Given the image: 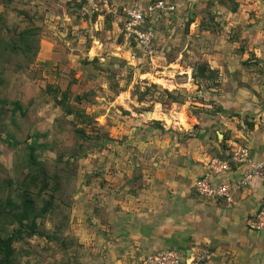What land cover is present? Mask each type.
Wrapping results in <instances>:
<instances>
[{
	"label": "rangeland",
	"instance_id": "1",
	"mask_svg": "<svg viewBox=\"0 0 264 264\" xmlns=\"http://www.w3.org/2000/svg\"><path fill=\"white\" fill-rule=\"evenodd\" d=\"M137 1L155 0H64L60 8H44L38 0H13L0 7L6 26H35L41 35L46 30L44 34L55 48L46 72L40 50L35 60L22 69L18 68L21 56L7 53L0 58V93L6 101L0 107V198L15 191L33 170L26 162L29 146L34 147L38 162L53 165L58 155L72 162L65 175L64 203L53 215L47 213L38 219L39 232L52 231L59 224L60 233L53 241L34 235L14 243L15 264H115L113 247L117 246L110 240L107 209L117 211L118 202L124 201L119 195H125L120 190L132 194L138 184L126 179L111 184L108 180L113 176L115 179V162L125 159L126 146L133 144L126 140H132L135 131L121 133L120 127L129 132L132 122L138 120L145 125V137L151 128L162 129L150 112L168 114L175 110L153 82L194 83L197 87L200 93H194L192 87L169 93L179 101L187 94L193 98L187 107L195 121L189 120V127H185L183 117L179 120L182 126L170 115L169 122L162 117L156 119L167 128L182 130L213 118L214 110L222 111V90L214 82H247L250 90L264 82V34L252 23L237 28L229 25L234 0H179L175 12L154 27L155 57L150 64L139 58L141 52L133 44L125 43L121 31L123 9ZM55 32L58 36L53 37ZM168 63L180 64L183 69L172 66L171 77H165ZM202 64L216 72L214 80L194 78ZM53 86L61 90L69 87V105L87 117L65 116L56 106L54 96L59 99L60 92H55ZM122 90L129 92L131 102L116 98ZM76 94L86 95L75 102ZM157 99L160 105L154 104ZM14 102H18V108L12 113ZM76 129L83 132L84 138L75 133ZM136 261L130 259L128 264Z\"/></svg>",
	"mask_w": 264,
	"mask_h": 264
},
{
	"label": "crops",
	"instance_id": "2",
	"mask_svg": "<svg viewBox=\"0 0 264 264\" xmlns=\"http://www.w3.org/2000/svg\"><path fill=\"white\" fill-rule=\"evenodd\" d=\"M38 2L44 8L48 7L46 5L60 8L64 0ZM47 2L49 3L46 4ZM138 2L147 4L152 1L134 3ZM234 2L237 5L233 6H240L241 10L229 12V25L237 28L240 24L252 23L254 27L260 26V34H264V25L261 27L264 23V0ZM177 3L176 8L180 5L179 0ZM248 16L253 19L249 20ZM45 31L41 35L39 53L43 54L41 62L44 63L46 72L55 48L54 43L50 42L52 39L44 34ZM57 33L59 32H55L53 37L58 36ZM131 57L130 53L129 58L134 61ZM172 66L183 69L180 64L168 63L164 67L165 77H171L173 71L169 70ZM193 84L153 82L154 87L168 93L184 87L186 91L190 87L195 89ZM214 84H219L222 90V98H219L222 111L214 110L213 118L200 124H190V129L167 128L162 121L156 120L162 117L160 119L168 121L167 117H171V120L176 118L180 124L179 120L183 117L185 127H189V120L195 121V118L188 111L187 105L193 99L188 94L184 95L183 103L171 102L175 110L168 114L150 112V117L162 129L151 128L148 136L144 137L147 135L145 125L138 120L132 122L133 127H129V132L120 127L121 133L135 131L134 138L126 140L133 144L126 146V158L115 162L118 169L115 179L113 176L108 177V180L111 184H121L123 179L131 184L138 181V184L135 193L120 190L125 195H119L124 201L118 202L120 208L117 211L107 209L110 240L117 246L113 247V255L117 256L112 259L115 264H128L130 259L137 260V264L145 256L164 249L186 254L207 250L210 257L206 264H264V230L257 231L253 228L255 216L264 200V181L252 180L230 203L222 199L204 200L193 188L196 179L205 172L207 161L210 158L225 159L228 148L233 145L246 146L254 159L264 161V82L261 87L252 86L251 90L247 82ZM196 89L194 93L199 92ZM116 98L123 99L125 103L130 101L129 92L124 90ZM154 104L160 105L159 100L154 101ZM200 106L210 107L205 104ZM178 108L179 111H176ZM144 112L146 111H141L142 114ZM246 120L248 124L245 123ZM140 130L144 132H139ZM111 131L114 132L112 129ZM239 176V171H233L222 180L232 181Z\"/></svg>",
	"mask_w": 264,
	"mask_h": 264
},
{
	"label": "trees",
	"instance_id": "3",
	"mask_svg": "<svg viewBox=\"0 0 264 264\" xmlns=\"http://www.w3.org/2000/svg\"><path fill=\"white\" fill-rule=\"evenodd\" d=\"M11 1L13 0H0V7H6ZM230 11L236 12V6H233ZM189 23H191V20H189ZM39 39H41L39 28L29 26L23 29L17 26H6L0 13V58H5L7 53H12L18 57L21 56V63L18 68H26L35 60L40 50ZM215 75L216 72L211 70L207 64H202L197 67L194 78L214 80ZM53 87H55V92H60L59 99L55 95L54 101H56V106L63 111L65 116L79 115L82 118L87 117V115L73 110L69 105V87L64 90L59 89L58 86ZM50 89L51 86H48L49 91ZM162 94L170 99L171 102H184V100H177V96H171V93L162 92ZM85 95L78 96L76 94L73 100L80 102L85 98ZM4 99L5 97L0 93V107L5 105L6 101ZM13 105L14 108L10 110L12 113L18 108V102H14ZM1 115H3L2 108H0ZM75 133L80 134L84 138L80 129H76ZM29 151L30 153L26 156V162L29 168L33 167V170L22 178L15 191H9L3 199L0 198V264L16 263L14 243L21 242L24 238L34 235L46 237L48 241H53L55 240V235L60 233L59 224L54 226L52 231L41 230L39 232L37 227L41 223L38 222V219L47 213L53 215V212L64 203L65 175H67L69 164L72 163L71 159L58 155L55 163L50 165L49 163L45 164L36 160L33 146H29ZM64 218L65 216L62 219ZM49 219L53 221V217L50 216Z\"/></svg>",
	"mask_w": 264,
	"mask_h": 264
},
{
	"label": "built area",
	"instance_id": "4",
	"mask_svg": "<svg viewBox=\"0 0 264 264\" xmlns=\"http://www.w3.org/2000/svg\"><path fill=\"white\" fill-rule=\"evenodd\" d=\"M178 0H155L144 4L134 3L123 9L121 31L123 38L133 43L143 59L150 64L155 57V25L176 10ZM239 171V178L222 180L227 174ZM258 179L264 181V161L254 159L246 146L233 145L226 152V159L210 158L205 172L196 179L194 192L208 201L224 200L227 203L242 192L249 183ZM253 228L264 230V200L258 210ZM210 255L207 250L186 254L177 250H159L140 259L137 264H206Z\"/></svg>",
	"mask_w": 264,
	"mask_h": 264
}]
</instances>
